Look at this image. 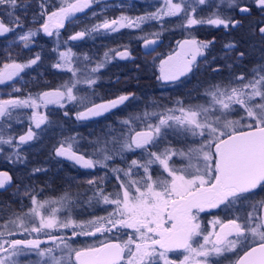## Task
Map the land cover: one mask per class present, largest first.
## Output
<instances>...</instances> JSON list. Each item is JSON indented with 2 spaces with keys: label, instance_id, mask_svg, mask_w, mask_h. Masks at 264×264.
Returning <instances> with one entry per match:
<instances>
[{
  "label": "snow or ice",
  "instance_id": "snow-or-ice-1",
  "mask_svg": "<svg viewBox=\"0 0 264 264\" xmlns=\"http://www.w3.org/2000/svg\"><path fill=\"white\" fill-rule=\"evenodd\" d=\"M36 2L39 11L33 22L39 27L24 31L23 20L16 12L27 11L31 7L30 0H0V37L14 34L15 39L9 47L22 45L29 49L38 34L55 36L56 47L52 51L58 60L52 67L70 71L72 78L47 90L29 93L23 99L16 95L21 90L15 87L12 93L6 94L9 98H0V121H3L0 124V152H3V145L11 146L15 151L9 160L22 162L20 146L38 139L39 133L44 131L42 125L46 128L54 123L39 111L42 108L48 109L50 105L64 108L65 104H74L77 107L74 118L87 121L122 109L126 102L136 99L135 93L130 92L106 99L98 95L94 87L98 79L95 74L114 59H134L128 45L109 49L95 61L84 54L78 58L84 65L81 70L72 67L70 48L59 51L61 44L68 45L90 36H108L122 29L143 31L142 25L150 21L160 22L163 27L165 18L172 17L181 19L180 26L186 31L204 24L225 30L239 29L256 9L261 18L249 22L248 31L250 36L261 38L258 46L264 60V0H215L214 3L210 0H162V7L135 17L123 14L124 4L121 3L116 5L121 9V15L108 17L104 9L100 13L93 12L94 18H101L90 26L85 25L67 40L60 36L65 22L71 23L77 14L86 16V10L100 4L101 0H59L58 7L50 0ZM205 5L215 10L207 19L198 18V7ZM150 35L155 38H149V35L136 37L149 53L155 51L161 33ZM213 42H201L195 37L179 42L183 59L176 63H170L172 56L161 60L160 79L176 81L191 72L197 56ZM256 47L253 45V50ZM237 48L236 43L225 45V51L229 53ZM6 56L10 63L0 61V85L6 86H11L9 82L14 84L16 78L22 80L20 74L41 60L38 53L24 62H17L10 52ZM245 56V51H237L235 60L243 61ZM91 63H95V67H87ZM213 70L219 72L221 67ZM79 85H87L90 94L78 95L81 92ZM204 95L206 104L185 106L178 100L177 107L161 112H150L146 108L142 113L129 114L119 121L124 131L114 135L110 131L109 137L88 141L91 151L83 149L76 136L59 142L53 149L56 156L79 168L100 167L106 174L109 163L116 157L123 159L126 153L139 150L141 158L132 159L126 168L110 169L117 182L116 191L107 192L103 178L87 181L93 192L88 204L103 205L107 213L89 220L72 217L76 202L70 197L41 202L31 194L30 186L25 185V196L31 207L26 212L12 211L7 218L0 217V264H25L33 255L39 259L32 264H177L168 256L174 251L182 255L179 264H212L213 259L220 264V258H226L229 253L237 257L232 264H264V199H255L264 192V63L258 64L248 75L232 74L228 83L210 85ZM22 109L34 110L28 118L31 126L15 136L10 131L11 121ZM63 114L69 116L67 111ZM233 116H239V119H232ZM153 117L157 119L155 124L150 122ZM169 134L183 137L184 147L165 146L161 150V143L167 144ZM153 148L158 151H151ZM174 157L181 166H176ZM153 165L162 170L156 178L151 171ZM40 171L44 169L32 170L33 173ZM12 182L13 177L7 171H0V191H6ZM15 195H19V190ZM52 204L61 207H46ZM240 207L250 210L246 214H236ZM108 208L112 210L107 211ZM61 209L66 210L63 218L58 215ZM212 209L233 211V218L210 221L209 231L202 227L200 214ZM65 230H71L70 235H65ZM121 232L127 239L116 238ZM98 233H112L113 238L98 246L84 248H73L69 243L74 237ZM41 235L46 240L17 238Z\"/></svg>",
  "mask_w": 264,
  "mask_h": 264
},
{
  "label": "flooded vegetation",
  "instance_id": "flooded-vegetation-1",
  "mask_svg": "<svg viewBox=\"0 0 264 264\" xmlns=\"http://www.w3.org/2000/svg\"><path fill=\"white\" fill-rule=\"evenodd\" d=\"M120 1L117 2L116 5H120ZM113 4V3H112ZM112 4L110 6H106L104 8H99L100 6H95L94 8L90 10H86L87 13L92 14L93 12L100 13L102 9L106 11L110 10L112 7ZM58 2H57V7H58ZM116 5H113L116 7ZM53 10V9H49ZM39 11V10H38ZM38 14L31 12L29 9L27 11L23 10H18L16 12L17 16H20L21 19L23 20L24 23V31H26L29 28L36 29L39 27L38 23H34V16ZM119 15H121L119 13ZM118 15V16H119ZM83 19L84 15L82 14H77L76 18L72 20L71 23H68L67 21L65 22V28L60 30V36L62 40H67L69 36L74 34L75 32L83 30ZM7 23V21H5ZM179 25V24H177ZM143 31L140 30H130L127 31L126 33H122V30L119 33L108 35V36H99V37H92V39H84L81 41H76V42H70L68 45L61 44L59 47V51H61V48H67V50L70 48V56L72 59V67L73 68H80L83 70L84 65L81 64L80 59L82 58L84 54H86L85 49H91L96 50L97 53L95 52L94 55H91L89 57L93 58V60H99L103 57V53L108 51L109 49L112 48H118L121 45H128L132 51V56L134 59H127V60H120V59H114L111 63L107 64L104 68H102L99 73L95 74L97 79V84L94 86L95 87V92L106 98V99H111L115 97L116 95H119L121 93H135L136 99L131 100L130 102H126L125 106L122 107V109L114 110L111 113L105 114L104 116L93 118L91 120L87 121H77L74 118V114L77 111V107L72 104H65L64 108H60L58 105H50L48 109H41L43 114L47 115L49 120L54 117L56 112H59L62 117L64 116V111H67L69 113V116L66 117L68 120H64V125L62 129H55L54 130V135L53 139L49 142L47 146V150L45 153L46 157L44 160V165L46 166L44 168L43 172L44 174L50 173V170H54V186L49 187L48 190H59L67 185L65 183L67 182L68 178L65 176L68 174L70 177V181L72 182L71 186H74V184H80L84 183L89 188V185L87 183L88 180L91 179H96L100 180L101 178L105 177L104 180V187L108 192H111L112 188L114 185L117 184L116 180L112 177L110 169L113 167H125L127 166V163H130L132 159H140L141 154L140 151L137 150L135 153H126L124 158L116 157L114 158L113 162L109 163V168L107 170L102 169L100 167H97L96 169H83L79 168L77 166H74L70 161L63 157H58L55 155L53 149L54 147L59 146V142L63 141L66 137L69 136H76L79 139V144L81 147L85 150L91 151L90 145L87 143L88 141H94L98 137V135H107L109 137V133L114 135L118 132L124 131V129L121 128V125L119 123L120 120L125 119L128 117L129 114H139L146 109V105L143 103V99L146 97L139 96V93L142 94V91L144 89H140L141 83L145 82L146 79H149L154 81L155 84V91L159 96H163L164 94L167 95L168 93L172 92L171 88L175 89L176 87H173V85H177L178 81L180 80H186L189 75L195 70L196 68H202L207 64L208 60L206 59V54L207 51L206 49L203 50L202 55H198L196 61L193 64L192 71L188 72L185 76L179 77L178 80L176 81H164L160 79L161 71H160V61L161 60H167L169 56L173 57V60L170 63H176L177 61L183 59L184 53L182 52L179 42H182L185 39H191L195 37L198 41L201 42H207L210 41L209 39L206 38H201V37H196L194 34L191 32L188 34V32L180 33L181 31H184L181 26H175L171 25L172 30L177 31L175 34H172L168 26H147L142 25ZM162 28V29H161ZM159 32L161 35L159 36L158 39V44L155 46V51H151L149 53V50L145 49L143 47V44L140 40L136 39V37L144 36V35H149V38H155L152 37L150 34L151 33H156ZM14 34H8L6 37H0V45L3 46V49L6 47L7 42H9L12 37H14ZM102 37H108V38H114L118 39L119 41L124 40L123 42H120L116 45H112L111 41L107 38L101 40ZM38 40L40 42L46 41L49 46L51 47V50L56 47V37L52 36L49 37L43 33L38 34L34 38V42ZM11 42V41H10ZM34 44V43H33ZM32 44V45H33ZM17 53L13 54V58L17 60V62H24L28 59L34 58L35 56L29 57L27 59H23L22 56L19 55L21 54L22 50V45L17 46ZM84 50V51H83ZM87 51V50H86ZM180 54L179 56L177 54ZM190 58V57H189ZM5 59V63H10L11 61L5 58V54L3 53V50L1 48L0 50V61H3ZM58 60V56L55 52H51L50 55L46 56H41V60L37 62V65L32 66L29 69H25L24 72L20 74L22 77V80L20 78H16L17 81L20 82V87L19 89L21 90L20 93H17L16 95H19L21 99L25 98L29 93L35 94L40 91L47 90L49 87H55L58 84L68 81L72 78V74L70 71L65 70H57L52 67L54 63H56ZM219 66H222V63L218 64ZM87 67H95V63L88 64ZM0 69H2V64L0 63ZM79 75V73H78ZM117 78H119V82L117 83ZM12 85V82H9ZM78 87L81 88V92L78 93V95H85V94H90L88 93L87 85H79ZM13 88L9 89V86L6 85H0V92L4 93V95L8 93H12ZM75 93V89H74ZM99 102V101H97ZM189 105V104H188ZM194 105V104H192ZM178 106L176 103L167 105L165 107H158L155 106L154 108L150 109L152 111L150 112H161L162 110L160 109H165V108H173ZM22 110H27L31 115L33 114L32 109H22ZM151 123H154V119L152 118ZM0 124H3V121H0ZM44 129V132L47 133V135H50V125L45 128L44 125L41 126ZM28 128V127H27ZM26 128V130H27ZM25 130V131H26ZM34 131H36L35 128H33ZM137 130H140L137 128ZM24 131V132H25ZM23 134V133H22ZM82 138V139H80ZM169 140V139H167ZM183 144V143H182ZM175 145H180L178 143L174 144L173 141H167V144L164 142L161 143V149L165 146H171L174 147ZM73 150H75V145L73 146ZM151 151H158V149L153 148L150 149ZM96 157H93L95 159ZM50 160V161H49ZM40 168L41 166H34L33 168L30 169V173L34 175L35 173L32 172L33 169ZM51 170V171H52ZM0 171H7L9 174L12 173L9 169L3 168L0 169ZM36 172V173H40ZM100 175V176H99ZM153 175H161V173L156 170H154ZM58 178H55V177ZM56 179H59L61 182V187L60 188H55V182ZM74 183V184H73ZM107 186V187H106ZM91 191V190H90ZM93 192L91 191L88 194V198L92 197ZM78 198V199H77ZM70 197L72 201H75V218L77 220L81 219H87L92 217L93 215L96 214V209L93 210H88L89 214L86 216H78L79 212L76 208L80 207L78 205V201H80V198L77 197ZM256 200L259 199H264V192H260L259 195L255 198ZM38 201H48L46 199H38ZM60 199L56 200L54 199L53 201H59ZM51 201V200H49ZM254 202V201H253ZM247 203V202H245ZM84 206L90 207V205L87 203H84ZM31 207V204L29 208ZM28 210V209H27ZM250 209L240 207L239 212L236 214H246L247 211ZM234 212L229 211L227 209H212L209 210L205 213L200 214V222L203 228H205V224H207L211 218H220L221 221L231 219L233 218ZM99 234V233H98ZM83 238L89 239L92 236H83ZM29 239L31 238H43V235L38 236V237H33V236H28ZM111 238H107L106 240H110ZM102 241V242H104ZM100 244V243H99ZM99 244L96 245H91V246H98ZM85 247H90V245L85 246ZM84 248V247H83ZM240 255H242V252H239ZM236 255L234 254H227L226 258H220L221 263H227L230 262L229 264H232V262L236 259Z\"/></svg>",
  "mask_w": 264,
  "mask_h": 264
},
{
  "label": "trees",
  "instance_id": "trees-1",
  "mask_svg": "<svg viewBox=\"0 0 264 264\" xmlns=\"http://www.w3.org/2000/svg\"><path fill=\"white\" fill-rule=\"evenodd\" d=\"M121 3L124 4L123 14L128 16H138L143 15L145 13L153 12L157 8H160L159 2L155 0H119ZM107 6H110L112 3L118 2V0H101ZM215 0H210V3H214ZM31 7L29 10L31 12L37 13L38 7L36 0H30ZM51 4H55L57 6V0H50ZM120 3V4H121ZM97 5H93L94 8ZM91 8V9H92ZM214 8H210L207 5L198 7L197 11L199 13L198 18H205L207 19L208 16L214 11ZM121 14V9L118 7L112 6L110 10L105 12V15L108 17H116ZM101 17H93L92 14L87 13L84 15L83 19V27L85 25H92L96 23L97 19ZM239 18V17H238ZM261 18V14L256 10L253 9V15L247 17L244 21V27L239 29H228L225 30L223 27H215L212 25H198L194 28L189 30L181 31L180 33L191 32L196 37L206 38L210 41H214L208 48H206L207 54L206 59L208 60L207 64H205L202 68H196L193 72L189 75L186 80L178 81L177 85H173L176 87L175 89L171 88L170 93L167 95L159 96L155 91V84L154 81L146 79L145 82H142L140 89H144L142 94L139 93V96L146 97L143 99V103L147 106V110L154 108L152 105H156L158 107H165L167 105H171L176 103L178 100L183 101L184 105L188 104H206L205 98V91L208 87L212 84H225L228 83L231 79L232 74L239 75L240 73H245L248 75L251 70L256 67L260 63H264V60L261 59L260 56V48L258 46L260 37L259 35L250 36L248 31V24L249 22H254ZM183 23L181 19L176 17L172 18H165V23L163 26H168L171 33L175 34L177 31L172 30L171 25L179 26ZM179 24V25H177ZM145 26L149 28V26L157 27L160 26V22H146ZM162 29V28H161ZM130 31L128 29H123L122 33H126ZM131 32V31H130ZM109 39L111 44L116 45L124 40L119 41L118 39L102 37L103 39ZM92 39V37L86 38V40ZM229 43H236L238 45L237 49H234L231 53L225 51V45ZM257 45V47L253 50L252 46ZM3 46L0 45V50ZM87 50V51H86ZM84 51V50H83ZM237 51H245L246 56L243 61H236L235 55ZM51 47L46 41L40 42L36 40L33 45L29 49H25L22 46L20 56L23 59H27L29 57L35 56L37 53L40 56L50 55ZM87 55L91 56L94 55L95 52L97 53V49L94 51L89 48L85 49ZM225 57H229L225 59ZM222 63L221 71L216 72L215 69L218 64ZM229 64L231 67H224V65ZM145 110V109H144ZM164 110V109H160ZM152 111V110H150ZM31 114L27 110H18L14 114V119L11 121L12 129L10 130L11 133L15 136L24 133L27 127L31 126V122L28 119ZM64 120H68L66 117H62L59 112H56L54 117L51 118V121L54 123L50 124V135L48 136L47 133L44 131L39 133V138L35 139L28 144L20 146L19 154L23 157L21 161H13L9 160L8 157L13 155L15 151L11 146L3 147V152H0V169L7 168L12 173L10 175L13 177L12 185L7 188L6 191H0V217L7 218L11 215L12 211L15 212H26L30 206V200L25 196V185L30 186L32 189L31 194H35L36 198L38 199H46L53 201L54 199L58 200L62 197H74L80 198L78 201V205L76 209L79 212L78 216H86L89 214L88 206H84V203L88 201V194L91 192L84 183H78L72 185V182L69 180L71 176L66 174L65 176L68 178L67 182L65 183V187L59 190H48L51 186H54V170H50V173L44 174L43 172L35 173L32 175L30 173V169L34 166H41V169H44L46 166L44 165V160L46 157L45 153L47 150V146L49 142L53 139L54 130L55 129H62L64 125ZM69 122V120H68ZM99 138H106L107 135H98ZM180 139L177 142V139ZM167 141H173L174 144H182L183 137L174 136L173 134H169L167 137ZM50 161V160H49ZM55 178H58L57 176ZM55 188L61 187V182L59 179H56ZM107 187V186H106ZM19 190V195H15ZM78 199V198H77ZM17 238H28V237H17Z\"/></svg>",
  "mask_w": 264,
  "mask_h": 264
},
{
  "label": "rangeland",
  "instance_id": "rangeland-1",
  "mask_svg": "<svg viewBox=\"0 0 264 264\" xmlns=\"http://www.w3.org/2000/svg\"><path fill=\"white\" fill-rule=\"evenodd\" d=\"M119 1V0H118ZM155 1H158L159 2V5H160V7H162L163 6V3H162V0H155ZM57 2H58V4H59V0H57ZM174 2H176V0H174ZM105 5L107 6V4H104L103 2H101L100 4H98V6H100L99 8H104L105 7ZM113 5H116V3H113L112 4V6ZM59 6V5H58ZM15 39V36L14 37H12L11 39H9L10 41H12V40H14ZM7 42V45H6V47L3 49V47H2V50H3V53L5 54V58H7V56H6V53L7 52H10L11 53V55H13L14 53L16 54L17 53V46H12V47H9V44L11 43V42ZM61 51H67V48H61ZM13 57V56H12ZM5 61V59L2 61V62H4ZM2 64V63H1ZM20 80L19 81H17V82H15L14 84H12L11 86H9V89H10V91H11V89L13 88V87H15V88H19L20 87ZM0 98H9L8 97V95H4V93H2V92H0ZM206 102H207V100H206ZM185 106H188V105H185ZM177 107V106H176ZM34 111V110H33ZM176 114H178V113H176ZM153 119H154V123L153 124H155V123H157V119L155 118V117H153ZM232 119H239V116H233L232 117ZM180 141V139L178 138L177 139V142H179ZM6 146H8V145H3V147H6ZM182 147H184V144H180V145H175L173 148H182ZM162 150V149H161ZM174 160H176V166L177 167H179V166H181L180 165V162H179V160H177L175 157L173 158ZM171 163V162H170ZM121 168H126V166L125 167H121ZM154 170H156V171H158L159 170V172L161 173V169L159 168V166H157V165H153L152 166V169H151V171H152V175H153V172H154ZM100 176V175H99ZM158 175H153V178H156ZM105 180V177H103V181ZM106 190V189H105ZM117 190V188H116V185H114L113 186V188H112V190H111V192L112 191H116ZM107 192H108V190H106ZM46 207H56V208H60L61 206H60V204H52V205H50V206H46ZM104 207L105 206H103V205H101V206H90V207H88L89 209H96V214L95 215H93V216H104V215H106L107 213H106V211L104 210ZM75 208V207H74ZM74 208H72V211H71V215H72V217L74 218V219H76L75 218V213H74ZM112 209L111 208H108L107 209V211H111ZM42 212L44 211V210H41ZM65 211L66 210H64V209H61V211L58 213V215L61 217V218H63V216H64V213H65ZM45 214H47V213H45ZM92 216V217H93ZM92 217H90V218H87V219H81V220H89V219H91ZM214 219H220V218H211L210 219V221H213ZM221 220V219H220ZM209 221V222H210ZM209 222L207 223V224H205V228L206 229H208L209 231H211V226H210V224H209ZM78 231H79V229H77ZM70 231L71 230H65V232H64V234L65 235H70ZM130 231V230H129ZM113 238V234L112 233H109V234H107V235H103V234H96V236H92V237H90L89 239H86V238H83L82 236H77V237H74V238H72L71 240H69V243L71 244V246L73 247V248H83V247H85V246H88V245H96V244H99V243H101L102 241H104L105 239H107V238ZM117 239H119V240H124V239H127V235L124 233V232H121L119 235H118V237H116ZM39 239H41V240H46V237H44L43 236V238H39ZM46 245H42V247H45ZM47 246H51L50 244H48ZM195 246V245H194ZM168 256H169V258L170 259H172V260H176L177 261V264H179V260L180 259H182V255H181V253L180 252H176V251H174V252H170L169 254H168ZM39 259V257H37V256H35V255H33L32 257H31V260L30 261H28V262H25V264H32V262H34V261H37ZM222 261H220V264H229L230 262H227V263H221ZM161 264H162V262H161ZM212 264H216V262H215V259H213L212 260Z\"/></svg>",
  "mask_w": 264,
  "mask_h": 264
}]
</instances>
